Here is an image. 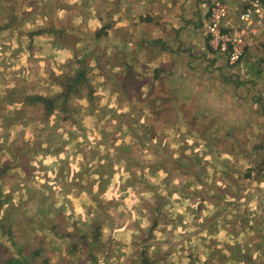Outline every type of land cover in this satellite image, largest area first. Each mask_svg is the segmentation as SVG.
Returning <instances> with one entry per match:
<instances>
[{
    "label": "rangeland",
    "instance_id": "rangeland-1",
    "mask_svg": "<svg viewBox=\"0 0 264 264\" xmlns=\"http://www.w3.org/2000/svg\"><path fill=\"white\" fill-rule=\"evenodd\" d=\"M113 16L114 0H0V96L56 94L83 60L110 78L67 121L0 106V264H264V150L234 143L194 87L148 85L153 70L116 90L137 56L113 23L96 37ZM53 23L64 33L31 42Z\"/></svg>",
    "mask_w": 264,
    "mask_h": 264
},
{
    "label": "crops",
    "instance_id": "crops-1",
    "mask_svg": "<svg viewBox=\"0 0 264 264\" xmlns=\"http://www.w3.org/2000/svg\"><path fill=\"white\" fill-rule=\"evenodd\" d=\"M214 1L114 0L115 35L120 37L126 30L127 39H120L119 44L124 43L130 54L137 56L131 59L133 70H158L153 79H147L151 81L148 85L194 87V96L200 97L197 102H208L216 118L230 120L231 130L239 137L233 142L252 145L254 154L264 150V29L258 42L248 47L240 65L229 66L225 58L211 52L204 30ZM224 1L230 6V20L236 21L251 0ZM53 24L56 30L57 24ZM47 27L53 30L51 25ZM54 30L41 37L56 35Z\"/></svg>",
    "mask_w": 264,
    "mask_h": 264
},
{
    "label": "trees",
    "instance_id": "trees-1",
    "mask_svg": "<svg viewBox=\"0 0 264 264\" xmlns=\"http://www.w3.org/2000/svg\"><path fill=\"white\" fill-rule=\"evenodd\" d=\"M65 6V5H63ZM112 22H109L107 28H101L96 37H100L105 32L106 29L111 28ZM9 27V26H8ZM54 30V28H53ZM53 30H48V28H44L42 30H37L36 32H32V40H35L38 35L42 34H50ZM55 31L56 35H61L64 33L63 29L57 28ZM30 47L26 46L25 49L28 50ZM89 61L83 60L80 61L74 68V74L68 77L64 82L59 81L60 83V91L56 94H48V95H41L38 93H33L29 91H21L20 84L15 81L8 83V87L4 89L0 96V106L6 107L11 106L18 110L20 105H23L25 102H28L32 105H36L41 107V112L46 118H50L56 115H63L64 121L72 118V116L78 112V109L72 105V101L75 98L81 99L82 97H86L89 102H94L96 100V91L99 88L104 87L110 83L109 76H104L105 79L98 83V85L93 83L94 77L89 70ZM99 68L104 71V67L99 65ZM158 72V70H155ZM102 73V72H101ZM119 82L116 85V90H121L122 95L125 97L129 96V90L135 88L138 84L135 82L134 70L128 64H123L122 67L118 71ZM25 83V81L23 82ZM13 112V110H10ZM158 108H154V113L158 114ZM14 113V112H13ZM260 169L264 171V163L260 166ZM254 171L249 169V173L246 175L240 176L237 178V182H246L251 181ZM217 199V198H216ZM17 243H19L17 241ZM19 246V244H17ZM22 255V253H19ZM9 264H17L16 262H11Z\"/></svg>",
    "mask_w": 264,
    "mask_h": 264
},
{
    "label": "built area",
    "instance_id": "built-area-1",
    "mask_svg": "<svg viewBox=\"0 0 264 264\" xmlns=\"http://www.w3.org/2000/svg\"><path fill=\"white\" fill-rule=\"evenodd\" d=\"M224 0H215L204 27L211 52L224 57L231 67L239 66L249 46L255 44L264 29V0H251L236 21Z\"/></svg>",
    "mask_w": 264,
    "mask_h": 264
}]
</instances>
